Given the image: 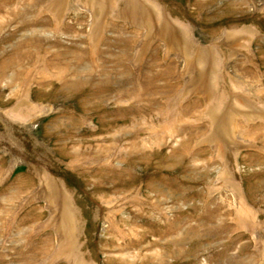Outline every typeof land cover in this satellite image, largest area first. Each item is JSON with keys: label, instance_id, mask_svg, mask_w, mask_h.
<instances>
[{"label": "rangeland", "instance_id": "374dc122", "mask_svg": "<svg viewBox=\"0 0 264 264\" xmlns=\"http://www.w3.org/2000/svg\"><path fill=\"white\" fill-rule=\"evenodd\" d=\"M0 264H264V0H0Z\"/></svg>", "mask_w": 264, "mask_h": 264}]
</instances>
